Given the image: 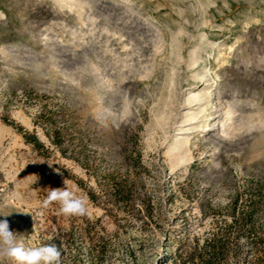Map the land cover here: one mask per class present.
Listing matches in <instances>:
<instances>
[{
	"label": "rangeland",
	"instance_id": "obj_1",
	"mask_svg": "<svg viewBox=\"0 0 264 264\" xmlns=\"http://www.w3.org/2000/svg\"><path fill=\"white\" fill-rule=\"evenodd\" d=\"M46 103L104 174L125 173L121 150L138 137L139 213L89 198L95 180L39 126ZM64 181L85 215L44 205ZM253 192H264V0H0V220L18 240L56 245L60 264H187L180 253ZM241 246L226 264H247Z\"/></svg>",
	"mask_w": 264,
	"mask_h": 264
},
{
	"label": "trees",
	"instance_id": "obj_2",
	"mask_svg": "<svg viewBox=\"0 0 264 264\" xmlns=\"http://www.w3.org/2000/svg\"><path fill=\"white\" fill-rule=\"evenodd\" d=\"M37 118L39 126L46 131L53 146L62 156L77 162L95 180L98 191L88 192L89 198L95 204L104 207L106 212L122 209L130 214L135 212V208L138 213L142 210L139 205L136 206L138 170L144 167L137 136L129 137L128 149H122L120 153L127 166L125 173L113 170L104 174L100 171L97 159L88 153V144L81 139L83 134L68 126L63 117L50 108L49 104L40 107ZM19 131L26 143L32 145L35 150L48 152L49 149H46L36 134H31L22 127H19ZM226 208L230 209V221L214 229L201 240L195 238L186 254L180 253L184 263L226 264L231 256L237 257L243 253L241 245L243 241H247L249 250L254 252L247 264H264V224L259 223L257 218V213L264 211V192H253L246 199L237 194Z\"/></svg>",
	"mask_w": 264,
	"mask_h": 264
},
{
	"label": "clouds",
	"instance_id": "obj_3",
	"mask_svg": "<svg viewBox=\"0 0 264 264\" xmlns=\"http://www.w3.org/2000/svg\"><path fill=\"white\" fill-rule=\"evenodd\" d=\"M58 202L59 211L64 215H85L87 198L77 195L75 188H69L64 181V186L49 188L45 206ZM0 258H7L15 264H60L61 252L56 245L26 246L17 239L16 233L10 230L7 219L0 220Z\"/></svg>",
	"mask_w": 264,
	"mask_h": 264
},
{
	"label": "bare ground",
	"instance_id": "obj_4",
	"mask_svg": "<svg viewBox=\"0 0 264 264\" xmlns=\"http://www.w3.org/2000/svg\"><path fill=\"white\" fill-rule=\"evenodd\" d=\"M101 7H103V6H101ZM104 9V8H103ZM106 9V8H105ZM104 9V10H105ZM130 30L131 31H134V30H136L137 32L136 33H138V32H142L143 30H144V27H142V24H141V22L140 21H134V23L132 24V27L130 28ZM196 102V100H189L186 104H181V105H177L176 107H175V112H176V115H181L180 114V109L182 108L183 110H185V109H190L191 108V106H192V104H194ZM172 129H173V127H172ZM178 147H183V144H179V146Z\"/></svg>",
	"mask_w": 264,
	"mask_h": 264
}]
</instances>
